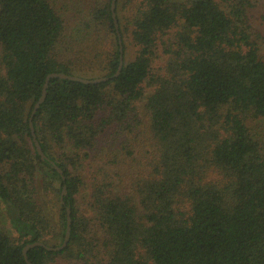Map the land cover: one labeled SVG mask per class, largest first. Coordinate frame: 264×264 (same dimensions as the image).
Here are the masks:
<instances>
[{
  "label": "trees",
  "instance_id": "trees-1",
  "mask_svg": "<svg viewBox=\"0 0 264 264\" xmlns=\"http://www.w3.org/2000/svg\"><path fill=\"white\" fill-rule=\"evenodd\" d=\"M82 2L81 49L61 56L66 23L51 0H0V201L18 234L0 230V264H30L29 242L62 244L68 205L69 243L29 249L32 264H264V47L252 0H117V76L112 0ZM52 72L111 77L50 80L33 123L64 178L29 125ZM93 149L114 169L92 183L85 210L80 169ZM39 172L57 196L55 224Z\"/></svg>",
  "mask_w": 264,
  "mask_h": 264
},
{
  "label": "rangeland",
  "instance_id": "rangeland-1",
  "mask_svg": "<svg viewBox=\"0 0 264 264\" xmlns=\"http://www.w3.org/2000/svg\"><path fill=\"white\" fill-rule=\"evenodd\" d=\"M55 6L60 11L62 17L65 20V32L63 34L62 40L58 45V51L61 56H68L72 51L77 52L81 49L80 46H77L78 41L82 39L83 32L81 27L78 26L80 22L81 12L86 10L88 12V7L86 8L82 0H51ZM82 2V4H81ZM253 6L250 10L251 22L255 29L259 32V37L261 43L264 47V39L261 36H264V0H252ZM79 20V22H78ZM133 47L130 48V55L128 59H131L134 54ZM163 63V60H159L156 64ZM82 167L80 172L83 174L86 182L87 189L78 195L79 203L81 207L87 210L89 208L88 203L91 198V186L92 183L98 179L101 181L104 177V173L113 170L114 168L108 164V155L104 150L93 149L88 152V156L82 159ZM43 175L42 172H39L37 176V189L38 196L41 202V205L44 208L46 215L50 218L52 223H56L58 218L57 211V196L53 192H46L44 190V184L42 183ZM56 186L59 185V181L54 179ZM0 209L2 211V220L0 223V230L7 232L9 234L15 235L18 237L15 227L13 226L10 218V214L7 210V206L3 201H0ZM90 214V212H89Z\"/></svg>",
  "mask_w": 264,
  "mask_h": 264
},
{
  "label": "water",
  "instance_id": "water-1",
  "mask_svg": "<svg viewBox=\"0 0 264 264\" xmlns=\"http://www.w3.org/2000/svg\"><path fill=\"white\" fill-rule=\"evenodd\" d=\"M116 2H117V0H112V2H111V10H112V16H113L114 23H115V26H116V29H117V33H118V37H119L121 54H120L119 68H118L117 72L113 76H117L121 72V70L123 68V65H124V46H123V42H122V37H121L120 31H119V23H118V18H117V13H116ZM52 78H64V79H70V80H77V81H81V82H84V83H97V82H102V81L108 80L111 77L110 76H100V77H95V78H87V77H83V76H80V75H74V74H69V73H65V72H52V73L48 74V76L46 78V81H45L44 87H43V91H42V95L40 96L38 101L35 103L34 108H33L32 112H31V115H30V118H29V125H30V128H31V133H32V136H33V140H34V143H35V146H36V149H37L39 155L41 156V158L43 160H46V161L50 162L52 167L57 169V171L61 174L62 178H64L65 177L64 170L58 164H56L52 159H50L47 156V154L44 152V150H43V148H42V146H41V144H40V142L38 140V137H37V134H36V130H35V127H34V123H33V119H34V116H35L37 110L39 109V107L45 101V99L47 97L49 83H50V80ZM65 192H66V186L63 187V190H62V193H61V201L63 203H64ZM66 211H67V226H66L65 237H64V240H63L62 244L57 245V246H51V245H48L47 243H45L44 241H41V240H36L34 242L27 243L24 246V248H23V252H24L26 260L30 264H32V262L28 258V250L33 248V247L44 246L48 250L53 251V250H62V249H64L67 246V244L69 243L70 237H71V228H72L71 207L69 205L66 207Z\"/></svg>",
  "mask_w": 264,
  "mask_h": 264
}]
</instances>
